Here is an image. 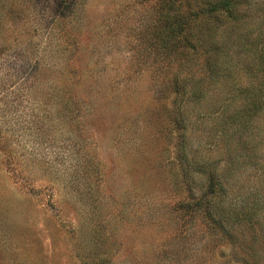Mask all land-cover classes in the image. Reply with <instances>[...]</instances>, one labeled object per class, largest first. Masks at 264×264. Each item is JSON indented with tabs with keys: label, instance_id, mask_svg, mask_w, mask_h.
I'll use <instances>...</instances> for the list:
<instances>
[{
	"label": "rangeland",
	"instance_id": "rangeland-1",
	"mask_svg": "<svg viewBox=\"0 0 264 264\" xmlns=\"http://www.w3.org/2000/svg\"><path fill=\"white\" fill-rule=\"evenodd\" d=\"M213 1L0 0V264H264V0Z\"/></svg>",
	"mask_w": 264,
	"mask_h": 264
},
{
	"label": "trees",
	"instance_id": "trees-1",
	"mask_svg": "<svg viewBox=\"0 0 264 264\" xmlns=\"http://www.w3.org/2000/svg\"><path fill=\"white\" fill-rule=\"evenodd\" d=\"M213 2H216L217 3V6H220L222 10H227V11H230V12H234L235 9L237 8V1L236 0H214ZM215 15H218V13H216ZM169 19H171L170 16L168 17V20ZM188 22L189 21L186 20V23H188ZM183 28L184 27H180L177 32H181L183 30ZM172 38L175 39L176 37L175 36H172ZM167 40H168V38H166V41H165L166 43L169 42ZM256 44H257L256 42H254V41L251 40V46H255ZM219 50L220 49H218V51ZM220 64H221V60L220 61H217L216 59H214L212 66L213 65H217V67L219 68L220 67ZM257 73L260 74V75H257L260 78V80L258 81V84L260 85V88H261L260 90L262 91V94H263V90L262 89H264V59L262 61V65H260V66L257 65ZM249 90H251V89H249ZM246 107H247V110H248L249 109L248 105ZM247 117L252 120V114H249L248 115V113H247ZM233 120L235 122V118ZM245 125H247V123ZM218 185H219V187H221V184H218ZM221 189H222V187L220 188V191H221ZM218 192H219V190L216 191V189L214 187V181H213V179H211L210 182H209V186H208V195H210L212 197L213 196L215 197V195H217ZM225 210L227 211V210H229V208H227ZM234 216L235 217H238V213L237 212H234ZM248 218L251 219V215Z\"/></svg>",
	"mask_w": 264,
	"mask_h": 264
}]
</instances>
